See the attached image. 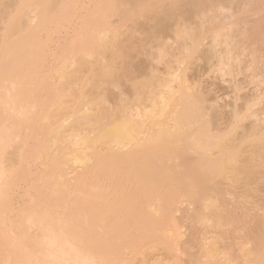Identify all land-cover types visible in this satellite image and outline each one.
<instances>
[{
	"label": "rangeland",
	"instance_id": "rangeland-1",
	"mask_svg": "<svg viewBox=\"0 0 264 264\" xmlns=\"http://www.w3.org/2000/svg\"><path fill=\"white\" fill-rule=\"evenodd\" d=\"M263 1L264 0H0V43L3 35L10 30L9 25L20 18L19 13L22 9V5H24L22 9L25 15L24 20L28 23V25L23 26V31L27 33V36L24 42V47L26 48L24 51L26 59L23 62L25 74L22 80L26 86L30 87L26 90L27 93L24 95H26L28 99L29 116L34 119L32 123L27 124V130L20 133L21 135L18 138L19 142H13L12 145L8 147V150L11 151L20 146L22 147H20L21 153L15 158L14 163L17 164L16 166L20 164L25 166L28 172V177H25V179L33 183L31 191H34V193H40L44 189L52 191L48 194V198L50 200V205H53L60 191H65L74 187V189L78 190L84 187L78 183L79 177H81V182L86 180L88 184L94 181L95 174L87 173L86 175L80 176V174L75 173L77 170L80 171L86 166H92L94 164L93 160L90 158H86L84 162L73 161L71 159V155L74 149H77V145L74 147L73 144L69 143L67 140H60L50 146L52 148V152L49 154L51 161L47 160L46 155L43 154L44 136L47 135L48 127L57 124V122H54L53 112L60 106H63V116L60 118V122L64 121V124H67L75 116H81L86 113L89 114V119H93L91 122L95 129L98 125V123H94L95 114L97 116L102 115L103 117H107L104 118L105 120L112 116L111 114L117 116L122 111L126 110H130L133 115L136 113L139 114L134 115L136 116L133 118L134 123L130 120V123H132L131 126L135 128L131 133V137L128 138L129 144L128 141H126L127 138H124L123 145L127 144V147L132 145L137 137L143 134L142 132L147 134V132H150L149 130H153L152 132L156 135L168 134L170 136L175 134L177 138L178 134L187 130V137L188 135L192 136L188 137L190 140L191 138H201V141L204 142L203 144H208L212 150L215 148L216 150L214 151H219L220 148L218 145L221 144L222 149L220 150H222V153L218 152L216 156L213 154L212 158L215 159L216 157L215 160L218 162L209 160L207 164L210 165L212 169L216 168L219 163H222L226 168V170L225 168L223 169L224 174L219 173L218 176H214L212 180L213 183L211 182V185L207 186L203 192L200 190L199 186L193 189V192L201 191L205 198L216 200L217 197H219L226 201L231 198L229 194L230 190L234 188H247L244 185H231V182L235 180L234 175L236 173L229 170V166L238 162L243 166L242 168L249 167L254 169V173H252L254 175L252 180L254 181L251 186L255 189L264 191V181L261 179L264 173V132L262 135L260 133L259 136L257 135L261 126L262 128L264 127V118L262 122L259 123V127L257 126V128H254L256 132L254 129L250 130L251 132L245 129L247 125H250L249 123H251L252 120H255V115H249L250 111L252 112L254 110L253 112H255L257 110V112H259L261 111L260 108H264V104H262L264 103V99H262L264 98V92L260 94L258 91H264V53H261L264 52V46H260L261 39H259V43L257 42L256 45H253L251 39L248 38L249 34H251V29L252 32H256L259 36L260 33L261 35L264 34ZM46 14L60 17L61 21L59 23L54 22L50 24L45 30H41L37 33L33 32V30L28 27L29 23L39 21L42 17L46 16ZM251 14L253 16H251ZM251 19L258 20L259 23L256 21L257 23L253 26L254 20L251 21ZM241 22L244 24L241 25ZM158 23H163L162 25H164L165 29ZM156 24L161 26L159 28L160 30L157 28ZM248 24L250 28L249 26L247 27ZM161 28H163L162 31ZM245 28H247V30H245ZM157 29L159 30L158 32H156ZM99 30H101V32H99ZM93 31H95L94 34H92ZM244 31H248L246 33L247 35H245ZM11 32L14 33V37L16 38L20 31L14 28L13 30L11 29ZM100 34L101 39L97 37ZM94 35L96 38H93L95 37ZM241 36L245 38L242 39ZM90 37L92 39H90ZM97 38L100 39V41H97ZM101 41L102 46H100ZM263 43L264 41L262 44ZM257 44H259V46H257ZM41 45L43 46V50L40 49V51H35V49H37V47L39 49ZM248 47H250V49ZM82 48L84 51H82ZM258 49L262 51H258ZM84 54L85 56L83 57ZM220 54L221 56L224 55L222 56L223 58ZM217 57H221V59ZM252 57H254L255 60ZM251 59L254 61H251ZM252 62L253 64L255 62L254 65L258 68H253L254 65H251ZM258 63H263V65ZM1 69L2 68H0V71ZM195 69L197 70L195 71ZM256 69L257 73L255 72ZM136 70H140L139 73ZM198 79L200 82H198ZM238 79L240 81L243 79L242 84H238L240 82ZM168 80H172V83ZM193 82H195L194 85ZM163 85H165V87ZM200 85L201 87L205 86V88H201ZM258 85L260 87H257ZM232 86L235 88L233 89ZM172 87H175L177 90ZM187 87L189 88V92H192V90L196 91L197 87L198 90L203 89L205 93L206 90H209L206 93L209 96L205 95L214 99L209 100L210 102L211 100L214 101H212V104L216 106L212 109H216L215 112L210 108L211 112L210 110L208 111V105H204L207 106V108H205L208 113L205 108H203L205 110H203L205 113L203 114V112L197 108L198 103L194 101H192L191 104L189 102L187 105L179 104L180 96L185 91H188ZM157 88L162 92L160 93L157 91ZM255 89L256 91L254 92ZM165 90L166 92H164ZM1 91L2 89H0V100L2 99ZM249 92H252L250 93L251 96L253 94L257 97L255 96L254 99L248 102L249 104H245V102L242 106L243 109H241L239 106L243 103V97H247ZM257 92H259V94ZM152 94H154V96ZM259 96H261V98ZM238 98H241V100ZM157 99H160L161 102ZM235 99H237V102H235ZM235 103H237L238 106ZM245 105H247L248 108H246ZM2 106L3 105L0 104V117L3 114ZM235 106L241 109L239 110V115L241 116L238 115L234 118H230L229 121L231 119L234 120H231L228 124H224L223 120L219 123V119L216 118V113L221 115L225 114L227 111L230 112V110L233 109L232 107ZM250 107H252L253 110ZM160 109H163V112H161L162 110ZM112 111L114 113H112ZM171 111L172 113H170ZM219 111L221 112L219 113ZM118 112L120 113L118 114ZM228 112L226 114H228ZM185 113L188 114L186 115ZM195 115H199L197 119ZM194 116L196 121L192 120ZM213 117L215 118L213 119ZM185 118H187L186 122H184ZM184 123H186L187 127ZM182 125L185 126L186 130L183 129L184 127ZM140 126L141 128H139ZM190 129L191 131H188ZM85 131L78 130L77 133L82 135ZM240 133H242V135H239ZM168 135L162 136L163 139L160 143L167 139V137L172 138V136L169 137ZM184 135L180 137H184ZM237 136L240 137L237 138ZM176 137L174 140L175 144H181L185 141L184 137L181 141L178 139L177 142ZM261 140H263V142ZM222 141L226 144L221 143ZM261 142L263 144H261ZM259 143L261 145H259ZM216 147H218V149ZM159 150L160 149L157 148L155 151L159 152ZM174 151H176V153L173 151L171 153V155L174 154L173 156L170 155L168 156L169 158L166 157V159H170L169 162H172L176 154L179 155L180 150ZM39 153H42V156L37 158L36 155ZM149 153L155 155L154 152ZM180 154L182 153L180 152ZM246 175L247 173H240L238 181L245 179ZM173 177L174 175L170 176V179ZM19 183L20 187L16 190H9L14 206L9 208L10 210H8V207H5L7 208L6 211L8 210V212H6L7 217L5 216L2 222H0V228L6 230L11 227V225L10 227L8 225V223H10L8 222L9 219L14 218V221H12L14 224L12 226H14L13 229L15 234L19 233V228L16 227L15 224V221H19L17 217H15L16 206L18 202H20L22 194L26 192L28 188V186L25 187V182L22 179L19 180ZM130 183L136 185L139 182L133 180ZM193 183L195 185L197 182L193 181ZM199 197H201L200 193L192 197H187L191 205H188L187 201H184L177 206L175 214L178 219L182 220L184 223V226L181 228L183 232L188 231L187 225L192 218L189 216L187 217V212H192L194 209H199L200 207ZM5 208H3V210ZM9 241L10 239L5 240L7 246H10L9 249L14 248V244L9 243ZM1 253L2 251L0 249V257L2 256Z\"/></svg>",
	"mask_w": 264,
	"mask_h": 264
},
{
	"label": "bare ground",
	"instance_id": "bare-ground-1",
	"mask_svg": "<svg viewBox=\"0 0 264 264\" xmlns=\"http://www.w3.org/2000/svg\"><path fill=\"white\" fill-rule=\"evenodd\" d=\"M23 8L24 5H22ZM22 9L19 13L20 18L9 25L10 30L3 35L0 43V68H2L0 71V89H2L0 104L3 105V114L0 117V222L5 218L6 212L10 210L9 208L14 206L9 190H16L20 187V179L25 182V187L28 186V188L22 194V198L15 210V217L19 220L18 222L15 221V224L19 228V233L15 234L14 232V226H12L14 218L8 221L10 222L8 223L9 227L11 225L10 228L6 230L0 228V249L2 251L0 264H264V191L251 186L254 181L252 180L254 169L249 167L242 168L243 166L239 162L229 166V170L236 173L234 175L235 180L231 182V185H244L247 187L245 189L234 188L230 190V200L224 201L219 197L216 200L203 197L202 192L207 186L211 185L214 176H218L219 173L222 174L225 168L222 163H219L216 168L212 169L207 164L209 160L216 159V157L212 159L213 154L216 156V153L221 152L222 146L219 144V151H214L216 149L212 150L207 143V145H204L201 138H191L190 140L188 137L191 135L187 137L188 133L186 134V123H184L185 126L182 125L186 131L181 132V134H178L180 133L178 132V135L176 134L178 138L175 134L170 136L165 134L169 137L172 136V138L167 137V139L160 143L163 139L162 136L165 135H156L152 132L153 130H149L150 132L146 130L147 134L142 132L144 135H139L136 140L132 139L135 142L127 147L126 143V145H123L124 140L127 138L126 141L129 144L128 138L131 137V133L135 128L131 126L130 120L133 122V118L136 117L134 115L139 114L133 115L130 110L124 109L126 111H122L123 113L118 112L120 114L117 116L111 114L112 116L107 119L108 121L104 119L107 117L95 114L94 123H98L95 129L91 122L93 119H89V114L86 113L81 116H75L70 122L67 121V124H64V121L60 122V118L63 116V106H60L53 112L54 122H57V124L48 127L47 135L44 136L43 154L46 155L47 160L51 161L49 154L52 152V148L50 146L60 140H67L74 147L77 145V149H74L71 159L73 161L84 162L86 158H90L94 164L86 166L80 171L77 170L75 173L80 174V176L87 173L95 174L94 181L88 184L85 179L84 182H81V177H79L78 183L84 187L78 190L74 189V187L60 191L53 205H50L48 198V194L52 191L48 189H44L40 193L31 191L33 183L25 179V177H28L25 166L23 164L16 166L17 164L14 163L15 158L20 155L22 147L20 146L21 148L18 147L11 151L8 150V147L13 142H19L20 133L27 130V124L32 123L34 119L29 116L28 99L24 95L30 87L26 86L22 80L25 74L23 62L26 59L24 52L26 48L24 47V42L27 36V33L23 31V26L28 25L26 20H24L25 15ZM251 16L253 15L251 14ZM254 19H251V21ZM60 21V17L46 14L39 21L30 22L28 27L37 33L45 30L50 24L54 22L59 23ZM256 21L258 22V20L253 21V26L257 23ZM158 24L156 25L159 29L163 23ZM242 24L244 23L241 22ZM162 27L165 29L164 25ZM14 28L20 31L16 38L14 37V33L11 32V29L13 30ZM163 28H161V31ZM158 29L156 32L160 30ZM261 30L263 31L262 27ZM250 31L251 34H249L248 38L251 39L253 45H256L257 42L259 43V39H261L260 46L263 47L264 34L261 35L260 33L259 36L256 32H252V29ZM247 32H245V35H247ZM97 37L101 39V34ZM93 38H96V36ZM243 38L245 37L243 36ZM90 39L92 38L90 37ZM100 39L97 41H100ZM100 46H102V41L100 42ZM248 48L250 49V47ZM40 49L43 50L42 45L39 49L37 47L35 51H40ZM258 51L262 50L258 49ZM81 53L79 52L80 55ZM221 57L218 59H221ZM254 57H252L254 60L255 58L258 59ZM253 59L251 61H254ZM260 65H263V63ZM253 68L258 67L254 65ZM140 70L136 71L139 73ZM255 72L257 73V69ZM242 80H239L241 83L238 81V84H242ZM171 81L170 83H172ZM163 86L165 87V85ZM257 87L260 86L258 85ZM172 88L174 89L175 87ZM232 88L234 89L235 87L232 86ZM187 90L184 93L182 92L179 104L187 105L189 102L191 104L194 101L198 103L197 108L201 112H203V108H207L204 105H208V111L212 108L214 109V106H216L212 104L214 99L208 97L209 95L206 94L209 90H206V93L203 89L198 90V87L196 91L192 90V92H189V88ZM157 91H159L158 88ZM258 91L260 94L264 92ZM159 92L161 93L162 91ZM259 92L257 93L259 94ZM250 93L252 92H249L247 97H243V103L239 104L241 109H243L242 106L245 102V104H249L248 102L256 96L253 94L251 96ZM152 95L154 96V94ZM259 97L261 98V96ZM209 99L213 100L210 102ZM238 99L241 100V98ZM236 100L235 102H237ZM208 102L210 103L207 104ZM235 104L237 105V103ZM157 105L160 106L159 104ZM237 106H235L236 108L232 107L233 109L231 108L230 112L227 111L228 114H226L227 112L222 115L216 113L219 123L223 120L224 124H228L232 120L229 121L230 118L238 116L241 109L237 108ZM245 106L248 108L247 105ZM206 108L205 110L207 111ZM250 108L252 109V107ZM213 109L212 111L215 112L216 109ZM260 109L261 111L257 112L256 110V113L253 112V109L252 112L250 111L249 115H255V120H252L251 123L248 122L250 125L246 124V131L257 128L259 123L262 122L264 108ZM160 110L163 112V109ZM112 113L114 112L112 111ZM203 114L205 113L203 112ZM195 116L192 118L193 121H196L199 115L194 119ZM186 119L184 122H186ZM263 128L262 126L261 129L259 128L260 131L258 134L256 133L258 136L259 133L262 135L264 132ZM78 130L86 131L82 135H79L77 133ZM188 131H191V129ZM211 132L209 133L213 134ZM181 135H184L185 141L181 144H175V137L177 142L178 139L179 141L184 139L183 136L180 137ZM239 135H242V133ZM261 141L263 142V140ZM262 142L261 144H263ZM221 143L226 144L223 141ZM261 144L259 143V145ZM218 147L216 148L218 149ZM157 148L160 149L159 152L155 151ZM174 150H180L182 154L179 152V155L176 154L172 162H169L168 156L171 155L172 151L176 153ZM148 151L154 152L155 155L153 153L151 155ZM41 156L42 153L36 155L37 158ZM166 157L168 158L166 159ZM242 172L247 173V175L245 179L238 181ZM173 175L174 177L170 179V176ZM261 179L264 181V173ZM133 180L139 183L133 185L130 183ZM193 181L197 183L194 185ZM196 186H199L202 192H193ZM199 193L201 194V197H199L200 207L199 209L192 208L194 211L187 212V217L192 218L187 225L188 231L183 232L181 228L184 226V223L175 214L177 206L184 201H187V204L191 205L187 197H192ZM5 207H8L7 211ZM3 208L5 209L3 210ZM7 239H10L9 243L14 244V248L9 249L10 246H7V243H5Z\"/></svg>",
	"mask_w": 264,
	"mask_h": 264
}]
</instances>
